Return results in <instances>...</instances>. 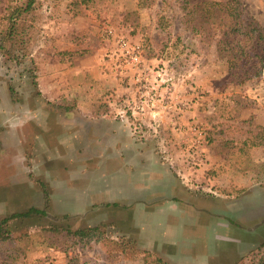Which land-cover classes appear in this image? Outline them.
Returning <instances> with one entry per match:
<instances>
[{"label":"rangeland","instance_id":"1","mask_svg":"<svg viewBox=\"0 0 264 264\" xmlns=\"http://www.w3.org/2000/svg\"><path fill=\"white\" fill-rule=\"evenodd\" d=\"M23 1L0 0V40ZM226 1L37 0L0 50V218L48 216L11 223L0 264L264 258V67L250 78L220 50L226 18L204 4ZM242 2L264 24V0ZM50 225L102 226L107 241Z\"/></svg>","mask_w":264,"mask_h":264},{"label":"trees","instance_id":"2","mask_svg":"<svg viewBox=\"0 0 264 264\" xmlns=\"http://www.w3.org/2000/svg\"><path fill=\"white\" fill-rule=\"evenodd\" d=\"M92 0H82L84 4H89ZM37 0H24L19 5L11 9L8 17V28L2 34L0 40V50L2 52L10 51L8 45L18 44V37L21 36V31L26 17L35 14ZM204 6L214 8L215 12H220L221 16L226 18V30L223 33L221 42L226 47L220 49L226 53L227 57L234 61V64L241 63L247 69L245 76L250 74L252 78L256 74V70L260 71L264 67V24L258 21L254 16L246 12L242 0H227L226 2H208ZM29 40L26 41L27 44ZM84 52L66 53L61 52L59 56L65 60L66 56L72 59L75 56H81ZM71 61V60H70ZM238 61V62H237ZM259 67V68H258ZM260 143H253L252 146H257ZM45 196L46 207L50 208V195L44 183L39 181ZM48 216L46 209H38L32 207L26 211L13 213L7 217L0 218V247L13 240L11 237L10 224L13 222H25L35 218H42ZM47 228L48 232L53 234H65L72 237L76 243H85L86 245L92 243H105L107 241L106 234L102 230V226L90 227L86 229H78L72 231L70 228L57 227L50 225ZM120 241H113L115 248L127 253L130 245L127 243H119ZM106 244V243H105ZM133 250L134 247L132 246ZM264 249V243L255 253L256 257L261 250ZM140 252V251H139ZM144 264H168L161 258L155 256L150 251H145L143 255ZM253 259L249 262L252 263ZM253 264H264V258L261 257L260 262L257 260Z\"/></svg>","mask_w":264,"mask_h":264},{"label":"built area","instance_id":"3","mask_svg":"<svg viewBox=\"0 0 264 264\" xmlns=\"http://www.w3.org/2000/svg\"><path fill=\"white\" fill-rule=\"evenodd\" d=\"M122 48L127 56L130 57L133 63H138L140 60V47H133L126 41L121 42Z\"/></svg>","mask_w":264,"mask_h":264}]
</instances>
